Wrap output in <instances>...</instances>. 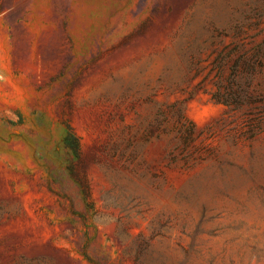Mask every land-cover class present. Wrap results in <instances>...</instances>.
<instances>
[{
	"label": "rangeland",
	"instance_id": "rangeland-1",
	"mask_svg": "<svg viewBox=\"0 0 264 264\" xmlns=\"http://www.w3.org/2000/svg\"><path fill=\"white\" fill-rule=\"evenodd\" d=\"M0 264H264V0H0Z\"/></svg>",
	"mask_w": 264,
	"mask_h": 264
}]
</instances>
